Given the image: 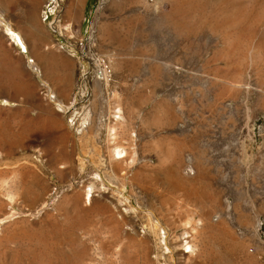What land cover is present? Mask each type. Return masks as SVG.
Returning a JSON list of instances; mask_svg holds the SVG:
<instances>
[{
  "label": "rangeland",
  "instance_id": "374dc122",
  "mask_svg": "<svg viewBox=\"0 0 264 264\" xmlns=\"http://www.w3.org/2000/svg\"><path fill=\"white\" fill-rule=\"evenodd\" d=\"M85 2L0 1V264H264V0ZM91 32L115 72L110 95H92L113 105L123 69L146 65L175 105L161 131H102L98 155L73 112L75 131H57L46 68Z\"/></svg>",
  "mask_w": 264,
  "mask_h": 264
},
{
  "label": "crops",
  "instance_id": "0c3cea01",
  "mask_svg": "<svg viewBox=\"0 0 264 264\" xmlns=\"http://www.w3.org/2000/svg\"><path fill=\"white\" fill-rule=\"evenodd\" d=\"M95 1L86 0V9L94 7ZM66 64H71V67L67 68ZM46 68L53 72V76L49 77L51 91L57 95L59 105L65 108V110L56 108V113L63 118L65 124L57 131H75L68 121L72 112L76 115L78 122L85 120L82 131H88V133L79 139L84 155L99 154L96 148L99 143L97 135L102 131H161V114L166 112L169 115L175 111L174 102L169 96L164 98L160 96V87L166 82L156 73L157 70L154 67L146 65L125 67L123 74H120L114 84L116 93L119 94L118 102L113 105L103 102L105 91L100 87L92 95L89 102L91 109L88 112L83 111L84 109L74 101L78 75L76 59L64 50H56ZM121 70L119 69L120 72ZM118 107L121 108L120 111H123L122 119H114L115 114H118L116 111ZM145 112L150 113L154 118L152 124L145 121L143 114ZM45 119L48 121L51 117L47 114Z\"/></svg>",
  "mask_w": 264,
  "mask_h": 264
},
{
  "label": "built area",
  "instance_id": "2783aa9c",
  "mask_svg": "<svg viewBox=\"0 0 264 264\" xmlns=\"http://www.w3.org/2000/svg\"><path fill=\"white\" fill-rule=\"evenodd\" d=\"M103 4H99L102 8ZM94 33L91 32L87 37H74L71 36L73 45L70 47V53L76 58L79 71H80V84L75 93V99L78 105H85L92 97V86L99 84L109 90L115 82V72L111 60L98 51L96 42L93 37ZM47 94L51 102H54L55 96L50 92L48 84L46 85ZM80 127L79 131H82Z\"/></svg>",
  "mask_w": 264,
  "mask_h": 264
},
{
  "label": "bare ground",
  "instance_id": "6f19581e",
  "mask_svg": "<svg viewBox=\"0 0 264 264\" xmlns=\"http://www.w3.org/2000/svg\"><path fill=\"white\" fill-rule=\"evenodd\" d=\"M0 1H1V4L5 6L6 4L13 3L15 0H0ZM1 21L3 23V18L0 16V22ZM4 33L10 39H12V38L14 39V41L17 43V46L20 48L21 53H23V51L25 53H29V49H28V47L26 45V42H25V39H24L23 35L21 33H17L16 31H14L11 28V25L9 23H8V26H6V28L4 29ZM31 63H30L31 64L30 66L33 68V70L34 71H38V67L34 64V62L31 61ZM6 102H7V105H9V101H6ZM54 102H55V100H54ZM115 119H120V117L116 116ZM83 122L85 123V120ZM78 134H80L79 131H78ZM133 137H136V135H133ZM114 157L116 159H118V160H126V159H128L129 155H128V152L126 150H123L121 148H116V150L114 152ZM96 175L100 178V176L98 174H96ZM185 175L187 177H192V176L196 175V172L194 171L193 168H190L189 170L185 171ZM101 180H102V178H100V181ZM94 193H95V191L92 188H90L87 191V194H86V201L91 202L92 199L95 197ZM153 229L155 231H159L157 223L153 224ZM193 238H194L193 234L192 235L188 234L187 237H186V239H189V240H187L185 242V247L186 248L184 250V255L187 256V257L188 256L189 257L194 256L195 253H196V250H197V249H195L194 245L192 244V240H190V239H193ZM189 249H190V251H189ZM169 259H172V257H169Z\"/></svg>",
  "mask_w": 264,
  "mask_h": 264
},
{
  "label": "snow or ice",
  "instance_id": "6c2138e0",
  "mask_svg": "<svg viewBox=\"0 0 264 264\" xmlns=\"http://www.w3.org/2000/svg\"><path fill=\"white\" fill-rule=\"evenodd\" d=\"M189 251H190V249H189Z\"/></svg>",
  "mask_w": 264,
  "mask_h": 264
}]
</instances>
